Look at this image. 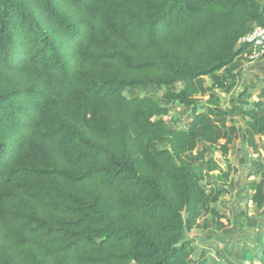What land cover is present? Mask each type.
Here are the masks:
<instances>
[{
	"label": "trees",
	"instance_id": "16d2710c",
	"mask_svg": "<svg viewBox=\"0 0 264 264\" xmlns=\"http://www.w3.org/2000/svg\"><path fill=\"white\" fill-rule=\"evenodd\" d=\"M255 26L264 0H0V264H195L186 233L208 214L225 226L207 151L229 152L237 114L253 147L264 135V89L229 108L216 91ZM150 86L190 122L126 94Z\"/></svg>",
	"mask_w": 264,
	"mask_h": 264
},
{
	"label": "rangeland",
	"instance_id": "374dc122",
	"mask_svg": "<svg viewBox=\"0 0 264 264\" xmlns=\"http://www.w3.org/2000/svg\"><path fill=\"white\" fill-rule=\"evenodd\" d=\"M250 74V70L242 69L231 94L216 90L222 98L223 107H231L232 96H237L244 89L248 90L250 94L246 99L249 101L258 99L260 91L264 87V69L259 74L251 75L252 81H248V77H251ZM205 81L212 84L210 77H206ZM165 90V88L150 86L126 90V94L154 97L159 103L170 108V113L165 116L166 119L178 121L183 126L187 125L191 120L190 109L185 108L178 101H167L164 96ZM198 97L201 100L200 103H203L208 94L198 95ZM234 121L243 130L245 122L239 114L236 115ZM256 139L257 148L249 144L241 133H238L234 135V140L226 155L222 154L219 145L207 151L208 155L218 161L219 168L207 172L205 166H202L206 171V177L202 184L207 189H210L212 185L224 187L225 190L219 200L211 205L223 215L221 221L225 223V226L218 229L212 222L211 214H208L199 219L198 225L193 231L187 232L186 237L196 243L202 242L203 246H200V243L196 244L197 253L200 252V247H204V252L208 255V264L250 263L256 257L258 258V253L261 254L264 249V206L260 208L252 199L254 190L250 188L252 182H258L262 178L259 171L256 174L254 171L257 170L255 162L258 159L264 161V135H259ZM223 142L224 140H221V143ZM204 146L205 144L200 142L192 154H197ZM205 221L210 222L211 226L204 227ZM220 252H224L225 256H220L218 254ZM192 255L196 259V255L194 253Z\"/></svg>",
	"mask_w": 264,
	"mask_h": 264
},
{
	"label": "crops",
	"instance_id": "0c3cea01",
	"mask_svg": "<svg viewBox=\"0 0 264 264\" xmlns=\"http://www.w3.org/2000/svg\"><path fill=\"white\" fill-rule=\"evenodd\" d=\"M241 43H242L241 44L242 45V50H241L240 54L238 55V61L241 63L242 69L244 71L250 70L251 71L250 76L251 75L253 76L255 74H259L260 71H262L264 69V58L252 59L251 58V50H250L249 45L244 43V42H242V41H241ZM252 76L248 77L249 78L248 81H252V79H253ZM205 84L206 85H210L207 81H205ZM262 89H264V87ZM234 124L237 125L235 122H234ZM242 128L244 129L245 125ZM239 133H241L242 137L245 140H247L249 144H251V140H249V137L245 136L242 133V130ZM257 136H259V135L257 134V135L254 136L255 142L257 141V139H256ZM198 243H200V246H203L202 242H198ZM198 243H196L194 240L192 241V244L194 245V248H195L194 254L196 255V263L195 264H208V259H207L208 255H207L206 252H204V250H205L204 247H200V252L197 253L198 252V248H197L196 244H198ZM220 256H225L224 252H220ZM251 262H253V264H262L261 263V259L260 258L258 259L257 257ZM215 264H236V263L227 262V263H215ZM242 264H249V263H242Z\"/></svg>",
	"mask_w": 264,
	"mask_h": 264
},
{
	"label": "built area",
	"instance_id": "2783aa9c",
	"mask_svg": "<svg viewBox=\"0 0 264 264\" xmlns=\"http://www.w3.org/2000/svg\"><path fill=\"white\" fill-rule=\"evenodd\" d=\"M241 41L249 45L252 59L264 58V26H255Z\"/></svg>",
	"mask_w": 264,
	"mask_h": 264
}]
</instances>
